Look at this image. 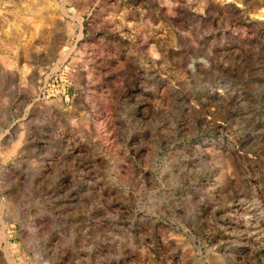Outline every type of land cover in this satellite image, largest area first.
<instances>
[{
    "label": "rangeland",
    "instance_id": "rangeland-1",
    "mask_svg": "<svg viewBox=\"0 0 264 264\" xmlns=\"http://www.w3.org/2000/svg\"><path fill=\"white\" fill-rule=\"evenodd\" d=\"M0 264H264V0H0Z\"/></svg>",
    "mask_w": 264,
    "mask_h": 264
}]
</instances>
